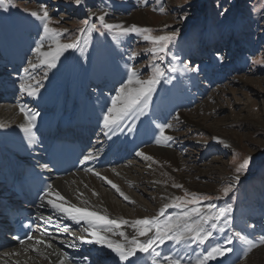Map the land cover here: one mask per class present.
Wrapping results in <instances>:
<instances>
[{"label":"rangeland","instance_id":"rangeland-1","mask_svg":"<svg viewBox=\"0 0 264 264\" xmlns=\"http://www.w3.org/2000/svg\"><path fill=\"white\" fill-rule=\"evenodd\" d=\"M43 6L47 7L52 18L50 27L67 30L69 38L61 37L63 42H69L79 36L80 29L85 27L82 21L89 19L93 12L97 16L107 12V23L122 25L125 28L135 25L151 29L152 35L178 30L177 38L169 46L167 54L161 53L164 55L163 60L153 56L149 51L153 46L145 41L142 35H119L116 31L109 33L103 29L91 35L92 39L96 40L97 47L107 46L104 50L109 51L108 58L126 64V69L122 70L125 81L128 66L134 67L142 79L153 75V64L165 72V76L156 85L145 114L134 120L135 128L145 126L149 118L142 119L145 115H150L151 123H155L153 138L157 139L144 145L153 149L156 147L176 151L187 168H190L185 172L193 175L194 182L206 188L207 192L177 189L175 196L183 197L185 192L199 196H219L220 199L203 201L202 206L220 203L217 209H231L232 223L224 225V233L214 234L213 244L224 243V237L233 233H239L248 242L257 244L261 237H264V0H80L79 5L76 0H6L8 10L0 9V16L13 24L19 22L23 29L29 30L26 32L29 46L23 51L15 70L28 75V83L33 86L39 81L42 85L40 89L47 85L51 69L41 64L37 65L35 71H30L28 67L29 62L34 63L31 51L36 45V38L43 32L40 22L28 13L40 11ZM223 9H228V14L224 17L219 15ZM185 14L187 19L182 20L181 17ZM91 23L99 26L95 17L91 18ZM111 44L113 48L109 49ZM133 52L137 53V56L130 60L129 56ZM71 58L72 52L67 55L66 64ZM80 61L81 57L76 63ZM173 66L177 71H168ZM193 67L198 70L190 71ZM26 68L29 69L28 72H25ZM10 69L12 68L0 63V77L12 76L15 83L14 89L8 90L10 93H7L9 98H5L6 103H23L32 109L27 103L26 94L20 91L22 78H16V73L13 75ZM184 72L188 73V76H184ZM76 74L78 77V72ZM189 78L193 80L192 86L181 89ZM116 88L117 85L114 95L118 93ZM176 91L181 98H172ZM99 92L103 94L101 90ZM103 97L108 103L107 95ZM169 99L172 100L168 101ZM162 101H165L163 105L167 109L171 105L168 115L164 113V109L158 108ZM206 104L210 106L208 110H205ZM198 108L202 111L196 117L194 114ZM155 113L158 118L153 116ZM177 113L186 116L191 114L190 117L197 121L200 127L193 129L180 125L174 116ZM132 122L133 120L125 122V125ZM168 124H171L172 128L166 127L165 135L172 136L173 139L165 146L166 142L163 141L158 126ZM124 129L127 130V127L117 130L115 135L109 133V140H113L114 145L121 144ZM94 132L89 150H96L98 144L95 141L104 140L99 127ZM157 140L161 143L157 144ZM126 142L125 140V145ZM135 152H127L124 161L109 166L125 167L129 170L130 179L141 180L128 186L127 191L144 204L145 210L141 211V214L152 218L151 212H160L162 207L158 208L154 203L155 191L145 182V178L149 179L152 174L144 172V165ZM246 157L252 158L249 169L240 174L239 183L233 184L229 195L223 196L222 188L232 182L236 167ZM95 178L100 180L98 176ZM71 180L78 181V178L72 177ZM149 182L151 183V180ZM108 190L113 192L111 201L124 209L128 215H134V208L137 207L134 201L122 199L114 193L113 188ZM179 191L181 193H178ZM82 192L79 193L83 197ZM85 192L90 191L88 189ZM170 202L171 200L168 201ZM167 212L180 214L179 210L174 208H169ZM164 217L160 219H166ZM53 231L54 236H61L64 242L75 244V248L79 247V241L74 240L78 237L74 231L58 225ZM63 232L68 235L65 236ZM234 241L241 245L236 259H231V252L222 259L211 261L210 264H239V261L248 255L249 244L239 239H234L233 243ZM233 243L228 247H232ZM19 249L23 252L24 247ZM201 252L203 254V248ZM98 259L103 261L101 257Z\"/></svg>","mask_w":264,"mask_h":264},{"label":"bare ground","instance_id":"bare-ground-1","mask_svg":"<svg viewBox=\"0 0 264 264\" xmlns=\"http://www.w3.org/2000/svg\"><path fill=\"white\" fill-rule=\"evenodd\" d=\"M27 31L29 30L23 29V26L19 22L13 24L7 18L0 16V61H5L0 63L1 65L5 64L11 67L12 69L9 70L10 73L13 72V75L16 73V78H22V83L30 84L28 83V75L15 70L16 65L22 58L23 51L29 46L26 39L28 37ZM41 35H43V32H40V35L36 38L37 41ZM85 41H87V44H85ZM50 43L51 41H46L45 48L42 51H48V45ZM95 44L96 40L92 39V35L88 36L85 34L80 39V49L69 50L60 57L57 66L51 69L47 85L43 89H39L35 97H29L25 93L27 103L30 104L32 109H29L23 103L10 104L8 102L7 104L5 98H9L7 93L9 94L10 91L8 90L14 89L13 86L15 83L12 76L0 77V99H2L0 101V124L3 125V127H0V242L3 245L0 249V264H60L61 261H63V264H94L92 260L87 259L81 249L71 247L70 245L73 243L68 244L64 242L63 237H55L49 229L33 235L35 239L44 241L43 244L36 245V251L32 250L34 241H28L21 245L12 244V240L8 234L10 227L4 217V211L7 205L15 202L11 186L18 167L23 162H39L40 159H43L42 155L45 151L46 141L51 135L57 134L58 129L63 124V120H66L70 126H76L77 133L75 137L86 145L91 141L92 133L98 127L101 129L104 140L95 141L98 144H96V150L91 151L87 149L85 152L84 157L88 153H92L96 159L85 161L83 157V168L77 170L69 177L53 179L51 192H59L66 198L68 204L80 208H87L90 211H95L113 220L119 221L123 219L130 222L129 225L123 226L121 229H114V232L124 231L126 235H135V231L131 227V222L136 219L150 217L141 214V211L145 210L144 204L140 203L127 191L128 186L133 185V183H138L141 180L139 178L135 180L130 179L129 170L125 169V167H100V164L106 161L108 155L111 158L110 165L124 161L127 152H131L132 154L135 151V153L143 152L145 155L153 157V160H144L142 157L136 155L141 159V164L144 165V172L146 174H152V177L149 179L145 178V182L154 189V203L157 204L158 208L168 203L177 193V189L180 191L206 192V188L194 182L193 175H188L185 172L189 167L187 168L176 151L170 149L161 150L156 147L153 149L141 143V140L145 139L146 136H153L155 124L151 123L152 117L150 115L141 117L142 119L149 117L145 122V126L135 128L132 132L124 129L121 144L114 145V141L109 140L110 137L104 135L106 130L103 128V115L111 107L112 98L118 94L114 95L113 93L115 86L117 85L116 90L119 92V89L127 84V81H125L122 75V70L126 69V64L121 61H113L111 57L108 58L109 51L104 50L107 46L102 48L97 47ZM110 48H113V44L109 46ZM34 49L35 47L31 51V55L34 58V63L39 65L40 58ZM71 52L72 58L66 64L65 59H67V55ZM79 57H81V61L76 63ZM28 67H30V64ZM30 71H35V69H31L30 67ZM77 72L80 78L77 77ZM183 75L188 76V73L184 72ZM5 78H9V80H5ZM192 84L193 80L189 78L185 80L182 86L183 88L181 89H185L187 86L191 87ZM99 90L104 95H107L106 100H108V103L103 99L104 95ZM96 96L97 98H95ZM177 96L181 98L176 91L172 98ZM171 100L169 99L168 101ZM164 102L162 101L158 104V108L164 109V113L168 115L171 110V105L167 109L163 105ZM20 106H23L31 114L36 116L34 121L35 127L31 133L34 142L31 145L29 144V134L21 130V126L25 125L27 121L19 110ZM204 106L205 110L210 108L208 104ZM201 111L202 109H196L194 115L197 117ZM190 115L186 116L177 113L174 116L177 119L176 122L180 123V125H186V127H192L193 129L199 128V123L193 120ZM153 116L157 117L156 113ZM130 121L132 120L125 122L129 123ZM72 129L70 131L73 132ZM168 133L172 134L169 131ZM125 140L127 141L126 145ZM114 161L116 162L113 163ZM88 169H92V171H88ZM95 173L100 174L98 176L100 180L95 178L97 176ZM72 177L78 178V181L71 182ZM101 177H105L107 180H111L116 184L120 191L128 197L127 201H134L137 206L134 208V215L132 213L128 215L124 209L111 201L113 192H110L108 188L113 187L106 183L104 179H101ZM150 180L151 183L149 182ZM174 184L182 185V187H173ZM88 189L90 192H85ZM80 191H83V197L79 193ZM113 191L123 199V196L116 189L113 188ZM180 191L178 193H181ZM48 198L54 199V197L43 198L41 203L34 208L43 224L46 223L45 218H48L52 222H49L50 227L52 225L65 226L74 231L78 235L77 240L80 242V246L85 248L86 253H92L94 256H99V258L101 251L107 254L106 259H103V261L96 259L95 264H122L107 249L101 250L97 245L82 243L79 238L81 236H87V233L83 231L87 225L83 222L76 224L72 220L65 218L62 214L57 213L47 204ZM219 204L213 203L215 205L213 210L217 209ZM151 213L153 217H156L159 211L154 210ZM176 215L178 214L166 212L165 217ZM45 232L51 235H42ZM105 235L113 241L125 242L118 234L106 232ZM46 236L53 237L47 238ZM139 239L143 241L147 237H139ZM48 244H51V247H47L46 245ZM253 244L257 246L253 247L248 252V255L243 256L244 258L239 261V264H264V245H261L259 242ZM19 247H24L23 252ZM232 248L234 250L231 259L234 260L239 255L238 252L241 245L237 241H234ZM201 250L202 248H198L195 245L191 248H185L182 245H175L170 241L162 247L157 248L161 257L164 255L182 257L181 264H196L198 256L202 254ZM132 259L135 260V264H151L153 257L151 254L137 253V256ZM156 259L159 260L160 257Z\"/></svg>","mask_w":264,"mask_h":264},{"label":"snow or ice","instance_id":"snow-or-ice-1","mask_svg":"<svg viewBox=\"0 0 264 264\" xmlns=\"http://www.w3.org/2000/svg\"><path fill=\"white\" fill-rule=\"evenodd\" d=\"M76 2L77 5L80 4V0H76ZM0 9H4V11L8 10L6 7V0H0ZM160 11L162 12L163 9L161 8ZM227 14L228 9H223L219 13L222 17ZM28 15L38 20L42 25L43 35H41L36 42L34 51L40 58V64L49 69L57 66V62L65 52L69 50H79L81 37L85 34L91 36L93 32H100L102 29L109 33L116 31L119 35H129L133 33L136 35H142L143 39L153 46L149 51H151L153 56L159 60L164 59V55L167 54L169 46L176 40L178 35V30H173L167 34L152 35V30L148 28H139L135 25L125 28L122 25L107 23L105 19L107 12L98 16L93 12L89 19L82 21L85 27L80 29V36L71 39L69 42H63L61 37L68 39L69 34L67 33V30L61 31L50 27L53 21L46 6H43L40 11H31ZM92 17H95L99 26H97L96 23H91ZM181 19L186 20L187 15L185 14L182 16ZM46 41H51L48 45L49 50L42 51V49L45 48ZM85 44H87V41H85ZM161 53L164 55H161ZM136 56L137 53L133 52L129 56V59L134 60ZM29 64L31 69L37 68V64L32 62H29ZM152 67L154 69L153 75L147 79H142L134 67H128L127 84L122 86L119 89L118 94L112 98L111 107L108 108L103 115V128L106 130L104 135L108 136L109 133L115 135L117 130H123L125 126L129 132L134 131L135 118L145 114L156 85L159 84L160 79L165 76V72L158 66L153 64ZM189 70L196 72L198 69L193 67ZM28 71L29 69L26 68L25 72ZM168 71L176 72L177 69L173 66ZM44 77H47V72L44 73ZM32 79H35V77H32ZM41 86L42 85L39 81H37L36 86L22 83L20 85V91L26 93L29 97H35ZM19 110L27 121L25 125L21 126V130L24 133L29 134V144L31 145L34 142L31 133L32 129L35 127L34 121L36 116L31 114L23 106H20ZM129 119H132L133 122L125 125V121ZM0 127H3V125L0 124ZM158 127L163 141L166 142L165 146H168V142H171L173 137L165 135V131L166 127L172 128V125H159ZM160 143L161 141L157 140V144ZM225 146L227 147V145ZM136 155L142 157L144 160H153V157L145 155L143 152H137ZM92 159H96L92 153H88L84 157L85 161ZM251 162L252 158L246 157L238 164L235 169V175L232 177V182L222 188L223 196L227 197L233 190V184L239 183L240 174L249 169ZM88 171H92V169H88ZM95 174L97 176L100 175L99 173ZM101 179H104L105 182L116 189L125 200H128V197L125 196L120 191L119 187L111 180H107L105 177H101ZM173 187L179 188L182 187V185L174 184ZM49 188H51V186H49ZM45 196L54 197V199L48 198L47 204L57 213L62 214L65 218L72 220L76 224H81L83 222L87 225V227L83 229V231L87 233V236H81L79 238L82 243L97 245L101 250L107 249L108 252L114 254L122 264H135V260L132 258L136 257L137 253L151 254L153 257L151 264H181L182 257L168 255L161 257L160 252L157 251V248L162 247L169 241L175 245H182L185 248H191L193 245L198 248H203V254L198 256L196 264H210L211 261L222 259L227 254L233 252L234 249L228 247V245H231L234 239H239L248 243L249 251L257 246L248 242L246 238L239 233L225 236L224 243H212L215 238L214 234L224 233V225H230L232 223L230 208H220L216 209L214 212L213 209L215 208V205L209 203L206 206H202L203 201L220 199L219 196H199L196 193L185 192L183 197H172L171 202L166 203L161 208L158 216L132 221L131 227H133L135 231V235L132 236L126 235L124 231H119L118 233L114 232V229H121L123 226L129 225L130 222L127 220H113L104 215L98 214L95 211H90L87 208H80L68 204L66 198L59 192L49 191L45 193ZM169 208L178 209L180 214L176 216H168L166 219L161 220L160 217H164ZM221 221H223V223H221ZM106 232L118 234L125 242L121 243L109 239L108 236L105 235ZM42 235L51 234L45 232L42 233ZM139 237H147V239L142 241ZM27 239L34 241L32 246L33 251L37 250L36 245L44 243L43 240L35 239L31 235H29ZM20 243L23 244L25 241L20 240ZM259 243L264 245V237H261ZM205 245H207V247H205ZM46 246L51 247V244ZM70 246L75 247V244ZM99 255L102 259L107 258V254L103 251H101ZM157 257H160V259H156ZM60 264H63V261H61Z\"/></svg>","mask_w":264,"mask_h":264}]
</instances>
